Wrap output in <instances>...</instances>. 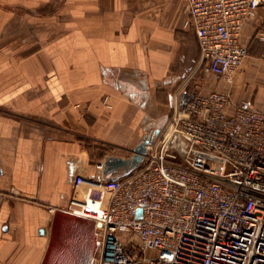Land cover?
I'll list each match as a JSON object with an SVG mask.
<instances>
[{
    "label": "crops",
    "instance_id": "0c3cea01",
    "mask_svg": "<svg viewBox=\"0 0 264 264\" xmlns=\"http://www.w3.org/2000/svg\"><path fill=\"white\" fill-rule=\"evenodd\" d=\"M262 36L264 5L245 22L233 87H190L263 111ZM199 57L183 0H0V264H41L49 209L83 200L78 176L98 178L169 119L166 96Z\"/></svg>",
    "mask_w": 264,
    "mask_h": 264
},
{
    "label": "built area",
    "instance_id": "2783aa9c",
    "mask_svg": "<svg viewBox=\"0 0 264 264\" xmlns=\"http://www.w3.org/2000/svg\"><path fill=\"white\" fill-rule=\"evenodd\" d=\"M263 5L183 0L200 57L167 124L138 169L105 178L98 163V178L75 180L84 199L63 209L95 221L92 264H264V110L230 89L190 87L199 77L233 87L249 55L245 22Z\"/></svg>",
    "mask_w": 264,
    "mask_h": 264
},
{
    "label": "water",
    "instance_id": "95a60500",
    "mask_svg": "<svg viewBox=\"0 0 264 264\" xmlns=\"http://www.w3.org/2000/svg\"><path fill=\"white\" fill-rule=\"evenodd\" d=\"M152 135L153 131L144 136L143 141L135 147L132 157H106L103 176H127L138 169ZM97 246L94 220L59 209L53 214L49 244L41 264H92Z\"/></svg>",
    "mask_w": 264,
    "mask_h": 264
},
{
    "label": "rangeland",
    "instance_id": "374dc122",
    "mask_svg": "<svg viewBox=\"0 0 264 264\" xmlns=\"http://www.w3.org/2000/svg\"><path fill=\"white\" fill-rule=\"evenodd\" d=\"M171 96H172V94L171 95L167 94L166 99H165L166 100L165 103H166V106H168L167 107L168 110H171V108H172ZM167 122H168V120L165 123H163L161 126L164 127L167 124ZM129 157H131V156H129ZM126 158H128V157H126Z\"/></svg>",
    "mask_w": 264,
    "mask_h": 264
},
{
    "label": "flooded vegetation",
    "instance_id": "af4514ba",
    "mask_svg": "<svg viewBox=\"0 0 264 264\" xmlns=\"http://www.w3.org/2000/svg\"><path fill=\"white\" fill-rule=\"evenodd\" d=\"M162 129H163V127H162L161 125H157V126L155 127V129L153 130V133L158 134V133L161 132ZM116 175H117V174L113 175L111 178H114Z\"/></svg>",
    "mask_w": 264,
    "mask_h": 264
},
{
    "label": "trees",
    "instance_id": "16d2710c",
    "mask_svg": "<svg viewBox=\"0 0 264 264\" xmlns=\"http://www.w3.org/2000/svg\"><path fill=\"white\" fill-rule=\"evenodd\" d=\"M120 177H123V176L120 174H117L114 178H120Z\"/></svg>",
    "mask_w": 264,
    "mask_h": 264
}]
</instances>
